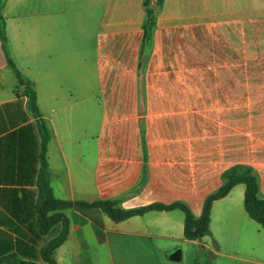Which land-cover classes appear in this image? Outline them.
<instances>
[{
    "label": "crops",
    "instance_id": "obj_1",
    "mask_svg": "<svg viewBox=\"0 0 264 264\" xmlns=\"http://www.w3.org/2000/svg\"><path fill=\"white\" fill-rule=\"evenodd\" d=\"M144 1L7 0L2 9L11 60L49 131L55 198L125 210L180 202L200 218L223 173L248 165L264 199V0H164L141 70ZM41 147L0 39V257L45 264L42 248L63 229L38 228ZM244 196L237 185L214 202L211 237L245 235L248 262L264 264V228L245 219ZM64 213L58 264H205L202 247L217 254L209 237L185 240L179 210L121 222L99 209ZM215 218L232 226L216 231Z\"/></svg>",
    "mask_w": 264,
    "mask_h": 264
},
{
    "label": "trees",
    "instance_id": "obj_2",
    "mask_svg": "<svg viewBox=\"0 0 264 264\" xmlns=\"http://www.w3.org/2000/svg\"><path fill=\"white\" fill-rule=\"evenodd\" d=\"M7 0H0V39L4 52L10 65L16 72L21 86L25 88L28 97L30 110L38 118L42 135L41 147V169L39 173V197L37 204L38 228L42 235H46L57 224H62L61 233L48 242L41 250L42 260L45 264H58L54 258L56 250L66 241L69 234V218L64 213L68 209H75L82 214H87L90 210L99 209L113 221L121 222L135 216H141L151 211H174L183 212L184 238L188 241H202L205 237L211 236V216L214 202L227 197L237 185L245 186L244 207L248 216L257 224L264 228V199L259 197V182L255 170L248 165H237L222 175L223 185L205 200L203 212L200 218H196L190 208L184 203L152 204L139 209L125 210L118 207L117 201L105 200L94 203L63 201L55 198L49 175V164L47 158L49 131L41 117L37 105V95L33 83L26 78L13 64L8 47L6 36V21L2 14V9ZM164 0H145L146 20L144 24V38L141 49L140 69L143 70L147 63L148 53L152 46L153 31L156 27L157 16L163 6ZM203 255L206 258L205 264H213L211 252L202 247ZM0 264H38L36 262L21 260L15 254L0 257Z\"/></svg>",
    "mask_w": 264,
    "mask_h": 264
},
{
    "label": "rangeland",
    "instance_id": "obj_3",
    "mask_svg": "<svg viewBox=\"0 0 264 264\" xmlns=\"http://www.w3.org/2000/svg\"><path fill=\"white\" fill-rule=\"evenodd\" d=\"M243 186V185H242ZM237 197V196H236ZM241 200V199H240ZM240 206L243 209V203L242 200L240 201ZM243 213L245 215V219L251 223L253 227H260L256 224L253 220H250L248 218L246 212ZM253 221V222H252ZM224 220L222 221L219 218H215L213 228L214 230H220L223 231L227 229V227L230 225L232 226V221ZM250 225V226H251ZM239 226L242 229H246L247 227H250L248 224L244 223L243 220L240 221ZM209 244L211 248L217 253L212 255V263L213 264H251L248 262L250 260L251 249H250V242L249 238L242 234L240 239L237 241V236L235 238L229 237V236H222L220 241L215 240L213 237L209 236ZM258 243V240L256 241ZM243 258L247 261H240L239 259Z\"/></svg>",
    "mask_w": 264,
    "mask_h": 264
}]
</instances>
